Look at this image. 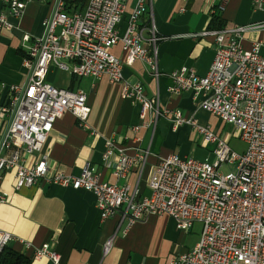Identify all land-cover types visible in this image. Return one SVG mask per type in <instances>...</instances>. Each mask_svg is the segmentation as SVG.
I'll use <instances>...</instances> for the list:
<instances>
[{"label": "built area", "instance_id": "built-area-1", "mask_svg": "<svg viewBox=\"0 0 264 264\" xmlns=\"http://www.w3.org/2000/svg\"><path fill=\"white\" fill-rule=\"evenodd\" d=\"M31 1L0 0V30L15 28L9 16L20 18ZM73 1L51 0L43 32L28 46L25 82L7 86L9 102L0 107V177L13 170L15 190L45 182L89 191L102 220L119 215L130 226L149 214L167 215L183 232L199 223L201 233L194 247L166 264H264V17L256 23L192 33L214 38V58L208 72L199 76L183 66L170 73L169 91H191L200 107L236 130L244 150H233L225 139L186 118L180 110L163 109L174 128L190 124L203 143L213 144L214 159L200 161L175 153L161 158L147 180L149 195L137 199V188L101 180L88 163L79 175H67L51 173L45 159L33 165L25 161L27 155L42 151L55 121L64 112L82 122L90 112L83 90L47 81L51 67L77 77L106 74L111 82H120L122 61L111 52L120 44L126 64L145 61L153 77L159 76L156 44L162 37L153 18L150 26L141 25L149 0L133 2L122 34L119 29L128 0H88L81 11ZM210 1H216L222 11L228 0ZM250 1L264 14V0ZM252 30L262 31L263 37L244 48L241 34ZM123 84V95L139 105L138 116L143 121L132 130L155 124L160 114L158 97H148L140 83ZM147 116H151L149 120ZM113 146V141H106L104 162L113 155ZM146 154L130 157L119 150L113 175L125 178L132 167L143 166ZM224 163L234 165V169L222 173ZM4 200V195L0 196V201ZM12 238L0 229V252ZM113 238L104 242V255L111 250ZM35 255L60 263L59 254L47 243L36 249Z\"/></svg>", "mask_w": 264, "mask_h": 264}, {"label": "crops", "instance_id": "crops-1", "mask_svg": "<svg viewBox=\"0 0 264 264\" xmlns=\"http://www.w3.org/2000/svg\"><path fill=\"white\" fill-rule=\"evenodd\" d=\"M134 1H127L121 28L125 27ZM50 5L51 0H33L20 18L9 16L15 28L0 30V107L9 102L7 86L21 85L26 80L24 59L28 46L42 34ZM214 17L220 23L214 22ZM263 17V12L250 0H228L222 11L216 1L210 0H149L141 25L150 26L153 18L156 32L162 37L156 44L159 76L153 77L145 61L126 64L120 44L112 47L111 52L122 61L123 81L111 82L106 74L77 77L51 67L47 81L57 87L83 90L90 112L84 122L64 112L55 121L42 151L27 155L26 164L45 159L51 173L79 175L88 163L101 180L137 188L136 198L140 199L149 195L147 180L161 158L175 153L200 161L211 159L212 155L205 153L213 148L202 142L196 129L190 124L174 128L170 115L162 114L163 109L180 110L183 116L209 127L228 144L231 132L238 137L237 132L200 107L191 91L170 92V73L183 66L199 76L208 72L214 58V38L192 33L256 23ZM26 35L28 40L24 39ZM241 37L243 47L250 48L253 42L261 40L263 33L252 30ZM123 82L140 83L148 97H158L160 114L155 124L132 130L143 121L138 116L139 105L123 95ZM1 125L0 118V130ZM108 140L114 143V153L104 162L102 154ZM119 150L130 157L147 152L143 166H134L125 178H116L113 171ZM14 182L13 170L2 173L0 196L4 195L5 200L0 201V229L13 236L7 247L25 255L29 264H52L47 257L35 255V250L46 243L59 254V264H166L192 249L200 237L199 223L183 232L175 227L171 217L149 214L128 226L119 215L100 219L95 197L89 191L45 182L15 190ZM112 236V248L104 255L103 244Z\"/></svg>", "mask_w": 264, "mask_h": 264}, {"label": "trees", "instance_id": "trees-1", "mask_svg": "<svg viewBox=\"0 0 264 264\" xmlns=\"http://www.w3.org/2000/svg\"><path fill=\"white\" fill-rule=\"evenodd\" d=\"M88 0H74L76 8L80 11L86 5ZM214 22L220 23L219 19L214 17ZM30 260L20 252H17L9 247H4L0 252V264H29Z\"/></svg>", "mask_w": 264, "mask_h": 264}, {"label": "rangeland", "instance_id": "rangeland-1", "mask_svg": "<svg viewBox=\"0 0 264 264\" xmlns=\"http://www.w3.org/2000/svg\"><path fill=\"white\" fill-rule=\"evenodd\" d=\"M124 29H125V27L119 29V31H120L121 34L123 33ZM229 141H230V142H229L230 147H231L232 149H234L235 151H240V150H242V149L244 148V144H243V142H242L237 136H235V132H234V133L231 132V136H229ZM210 146H211V148H213V144H210ZM198 148L201 149V150L203 149V148H200V146H198ZM203 151H206V149H205V150L203 149ZM205 154H206V155H207V154H208V155H209V154L212 155V156H211V159H209L210 161H211L212 159H214L213 151L208 150V151H206ZM220 169H221V172H222V173H226V172H228V171H230V170H233V169H234V165L224 163V164L221 166Z\"/></svg>", "mask_w": 264, "mask_h": 264}]
</instances>
